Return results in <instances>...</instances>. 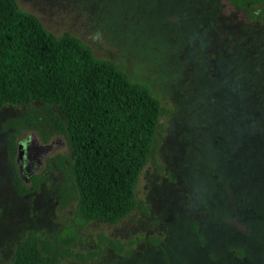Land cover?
Instances as JSON below:
<instances>
[{
  "label": "rangeland",
  "instance_id": "374dc122",
  "mask_svg": "<svg viewBox=\"0 0 264 264\" xmlns=\"http://www.w3.org/2000/svg\"><path fill=\"white\" fill-rule=\"evenodd\" d=\"M16 1L52 33L77 35L95 56L147 83L162 106L158 148L135 186L145 209L138 204L115 223L82 225L71 249H95L101 233L156 235L158 244L140 243L128 256L103 246L98 257L67 256L61 264H264V20L229 0ZM26 111L0 107V264L27 231L53 239L73 222L70 185L52 161L73 157L66 136L16 133V145L31 133L40 143L55 141L31 172L38 183L19 172L5 122Z\"/></svg>",
  "mask_w": 264,
  "mask_h": 264
},
{
  "label": "trees",
  "instance_id": "16d2710c",
  "mask_svg": "<svg viewBox=\"0 0 264 264\" xmlns=\"http://www.w3.org/2000/svg\"><path fill=\"white\" fill-rule=\"evenodd\" d=\"M229 1L248 18L264 20V0ZM33 102L44 108L31 106ZM6 104L27 107L22 116L5 122L13 130V151L14 136L21 130L34 129L43 141L53 134L66 136L73 157L66 164L62 155L52 161L64 173L68 198L75 205L73 222L53 239L42 229L29 230L3 264H61L67 256L86 261L100 256L103 246L128 256L140 243L158 244L156 235L120 240L101 233L95 249H71L82 225L97 219L115 223L138 204L145 209L135 186L158 148L162 114L160 99L147 83L130 78L112 60L95 56L77 35L52 33L16 0H0V107ZM49 105H56L61 117ZM15 180L18 190L25 191L22 179ZM32 180L36 184L40 177ZM235 251L241 256L240 249Z\"/></svg>",
  "mask_w": 264,
  "mask_h": 264
},
{
  "label": "water",
  "instance_id": "95a60500",
  "mask_svg": "<svg viewBox=\"0 0 264 264\" xmlns=\"http://www.w3.org/2000/svg\"><path fill=\"white\" fill-rule=\"evenodd\" d=\"M59 142V140L56 141V143ZM54 143L55 141L40 143L35 137V134L31 133L28 135L27 141H19L17 143L16 158L20 159L24 153H27L30 150H36V153L39 155L40 158H42L48 153Z\"/></svg>",
  "mask_w": 264,
  "mask_h": 264
},
{
  "label": "flooded vegetation",
  "instance_id": "af4514ba",
  "mask_svg": "<svg viewBox=\"0 0 264 264\" xmlns=\"http://www.w3.org/2000/svg\"><path fill=\"white\" fill-rule=\"evenodd\" d=\"M28 136L20 141H27ZM19 142V141H18ZM17 142V143H18ZM17 164L19 168V172L22 177H31V172L33 168L38 167L41 164L42 158L36 153V150H30L27 153H24L20 159H17ZM26 173V176H25Z\"/></svg>",
  "mask_w": 264,
  "mask_h": 264
}]
</instances>
